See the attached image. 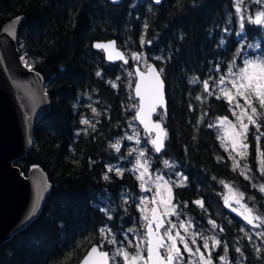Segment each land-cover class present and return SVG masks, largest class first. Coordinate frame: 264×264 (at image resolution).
Instances as JSON below:
<instances>
[{
    "label": "trees",
    "instance_id": "obj_1",
    "mask_svg": "<svg viewBox=\"0 0 264 264\" xmlns=\"http://www.w3.org/2000/svg\"><path fill=\"white\" fill-rule=\"evenodd\" d=\"M232 2L164 0L155 6L151 0H124L118 5L109 0H0V31L12 18L25 16L19 50L43 76L51 97V110L35 127L32 148L15 164L24 174L32 165L41 166L52 185L40 215L0 248V264H77L92 245L109 248L99 228L107 224L118 236L122 223L130 222L131 204L125 211L119 204L112 221L98 209L109 195L118 200L123 187L137 188L131 172L123 178L110 173V182L101 179L106 165L118 155L109 144L122 136L135 114L137 100L124 72V67L137 64L134 52H143L164 69L167 108L155 118L168 128L166 155L173 151L189 169L190 185L177 189L175 198L185 203L195 197H220L219 183L233 181L236 173L217 167L219 146L204 121L213 116L214 105L225 115L229 105L223 97L208 104L199 83L191 81L196 77L201 83L205 68L211 71L222 36L225 62L239 59L236 49L242 37L235 35V23L228 24L234 14ZM248 5L252 10L256 6ZM225 27L232 33H222ZM142 36L152 44L141 47ZM246 38L247 43L260 40L264 47V29L248 25ZM108 39L117 40L126 51L128 64H109L103 52L93 48L96 40ZM157 56L164 59L156 60ZM82 118L95 124V130L81 124ZM256 177L259 183L264 181L259 173ZM238 179L249 195L247 180ZM250 193L258 199L256 210H264V194L255 188Z\"/></svg>",
    "mask_w": 264,
    "mask_h": 264
},
{
    "label": "snow or ice",
    "instance_id": "obj_2",
    "mask_svg": "<svg viewBox=\"0 0 264 264\" xmlns=\"http://www.w3.org/2000/svg\"><path fill=\"white\" fill-rule=\"evenodd\" d=\"M117 2V0H113ZM155 4H160L162 0H153ZM253 4L258 7L253 11L247 5ZM135 7V5H132ZM232 8H234V14L230 16L228 24L235 23L238 27V31L235 35L243 37L247 31V26H258L264 29V0H233ZM149 10H151L149 8ZM21 18H17L16 23ZM148 29V25L144 24V30ZM223 32L231 34L232 29L225 27ZM245 43L239 44L236 49V56L240 58L242 65L238 66L236 60L233 59L228 65L227 75L219 77L218 81H213V84H218L219 94L216 95V99L222 97L227 101L229 105V111L235 117V121L229 119L228 116L217 117L216 123L209 124L208 127H218L222 129L223 135L220 137L222 144L228 152V159L232 160V170L235 172L241 167L240 175L250 182L252 187L257 189L260 193H264V183H259L258 178L252 174V169L248 164L241 165V161L246 160L249 155V133L254 129L252 133L254 141L256 143L255 151L259 158V172L260 177H264V148L261 147L260 141L264 137V54L249 55L248 50L261 49V44L247 43L246 37H244ZM220 43L224 44L225 40L222 36ZM145 44L151 45L152 41H145L143 36L141 38V47ZM96 49H102L108 52V60H121L125 64L128 60L125 59V55L116 50V42L109 41L107 43L97 42L93 45ZM26 53L20 57L25 68L29 71H34L33 65L28 63L26 59ZM132 59L139 62L144 60L143 52L132 53ZM156 60H162L163 57H155ZM235 69V70H234ZM217 71H221L217 66ZM163 68L157 70L154 65H147L146 71L136 69V76L138 77L134 87L135 98H138V104H134L135 116L133 119L138 121L139 125L143 126V130L146 134L145 143L151 145V151L156 154L164 152L166 148L165 141L168 139V130L163 125L162 120H153L152 117L157 113L158 109H163L166 112V106L164 103V81L162 79ZM131 76L132 73H129ZM96 76L100 77L101 72L97 71ZM119 79V77H117ZM191 83H200L199 79L193 77ZM116 87L115 83L112 84ZM131 87V85H129ZM204 92L208 95H212L209 88V80L203 81ZM197 100L201 97L197 96ZM241 100L243 103H241ZM93 113H97L95 108H92ZM98 114V113H97ZM207 115V113H205ZM202 120H198V123ZM81 124L90 125L95 130V124L89 119L82 118ZM251 126V128H250ZM129 127H132L130 124ZM80 135V132H77ZM127 139L139 145L141 139L136 129H133L131 135H125L120 140H116L114 143H110L109 147L114 149L117 153L121 152V140ZM148 148H134L129 153L130 155L135 153L136 159L132 169L134 173H138L136 179L140 181V189L144 192H152L153 187L155 191L151 199L147 196L140 197L138 210L141 213V220L143 221V233H136L134 238L129 239L125 234L123 239L117 240L116 234L112 232L111 227L105 224L98 229L99 235L103 241L115 246V250L109 254V252L102 251L104 244L101 243L99 247L93 245L84 258L82 264H231L229 260V245L227 242L217 238V236H205L202 232L192 231V222L179 220L181 216L178 211V204H173L172 186L183 187L187 177L181 172H176L175 175L179 178V182L172 180H165L163 176L157 175L153 177L150 173V161L147 157ZM90 163H94L90 161ZM168 164V161L164 162ZM169 167H174L169 165ZM125 169L118 165H106V171L102 174L101 179L103 181L110 182L112 177L110 173H115L116 176L123 178ZM147 177V179H146ZM231 189V186L226 185ZM245 193L242 191H236L235 204L240 208L245 209L247 214L238 212L237 207H234L232 202L227 198L225 199V205L232 212H236L238 215H242L247 225L251 226L248 231L242 227L240 230L245 232L249 241H252L253 236L251 229L264 228V210H255L253 207H248L242 203ZM249 200H255L254 197H248ZM127 203V200L124 201ZM152 207L149 209L148 204ZM191 203L204 208L203 200H195ZM184 207L188 206V202H185ZM106 216L108 221L113 220L111 209L108 206L98 209ZM254 210L256 214L253 215ZM170 216H175L178 219V223H173ZM208 223L212 229H219V232H223L224 229L215 223L214 220H209ZM167 225V226H166ZM183 231V235L181 234ZM129 232H136L135 229H129ZM174 233V234H173ZM258 236L264 241V231L257 232ZM197 238L202 241V244H197ZM211 241V243H210ZM126 242V243H125ZM183 246V252L178 246ZM195 246V247H193ZM135 248L134 253H130L128 248ZM203 248V251L201 250ZM217 249H222L223 255H219ZM264 248L262 246H255L256 253H261ZM239 254L235 258V264H243L241 257H244V252L240 247L234 249ZM146 253V255H145ZM185 254L188 259L185 260Z\"/></svg>",
    "mask_w": 264,
    "mask_h": 264
},
{
    "label": "water",
    "instance_id": "obj_3",
    "mask_svg": "<svg viewBox=\"0 0 264 264\" xmlns=\"http://www.w3.org/2000/svg\"><path fill=\"white\" fill-rule=\"evenodd\" d=\"M123 1L117 0L114 3L113 0H109L115 5ZM151 1L155 6H160L164 0L160 4ZM17 18H21L18 23ZM24 21V15L16 16L7 21L0 31V248L40 215L52 188L41 166L32 165L27 174H24L15 164L16 160L25 156L32 148L35 127L51 110V97L46 90L43 76L35 69L29 71L20 60L22 55L18 46V36ZM109 41L116 42V50L124 54L129 63V56L118 46L117 40H96L93 45ZM93 48L103 52L107 63L126 65L121 60H108L107 51ZM148 65L160 69L154 62H149ZM137 68L146 71L147 66L143 68L139 64L133 65L135 83L138 78L135 74ZM162 79L164 103L167 108L166 82L163 74ZM133 95L135 98L134 88ZM135 99L139 102L138 98ZM158 112L159 109L153 115V120H158L155 118ZM140 127L143 130V126ZM94 245L99 247L100 244ZM91 247L77 264H82ZM101 250L111 255L108 249Z\"/></svg>",
    "mask_w": 264,
    "mask_h": 264
},
{
    "label": "flooded vegetation",
    "instance_id": "obj_4",
    "mask_svg": "<svg viewBox=\"0 0 264 264\" xmlns=\"http://www.w3.org/2000/svg\"><path fill=\"white\" fill-rule=\"evenodd\" d=\"M223 33V30L221 31ZM247 31L244 34V37H246ZM215 35V33H214ZM244 37H242V39L240 40V44L244 39ZM247 40V38H246ZM250 43H260L261 44V49H257L256 52H258V54H264V47L262 45V42L260 40H253L250 41ZM220 44V43H219ZM221 47L217 48V52H218V57L215 61L212 62V68L211 71L206 70L205 68V72H204V76L203 78H201V83H199L197 86H201V89H203V81L205 80H209V88L210 91L212 92V95H208V93L204 92L206 95L203 97V100H206V102L208 101V104L211 102H215L217 103L219 101V99H216V95L219 94V89L217 88L218 84H213V81H218L221 72L224 73V71L228 68V65L232 62H225L224 58H223V49H224V45L220 44ZM253 53V52H252ZM237 65L241 64V60L240 58L236 60ZM217 66H219V68L221 69V71H217ZM198 76V74H197ZM199 79V78H198ZM211 100V101H210ZM214 112H213V116L208 117L207 119H205L204 123L206 124L205 126L214 131L216 140L215 142L218 143L219 146V152L215 155V163L217 164V167L221 168L222 171L227 170L229 172H233L232 170V160L228 159V152L225 151V148L221 146L222 141L220 139L219 136V132H218V128L217 127H208L209 124H214L216 123V118L217 117H223V116H228L229 119H234L232 113L229 111V114L225 115L223 114V112L221 111V107L219 105H214ZM160 112V113H159ZM159 114H163L166 113L163 109H159ZM163 125L165 126V123L162 121ZM166 127V126H165ZM251 128V126H250ZM168 130V128H167ZM255 130L252 129V131L249 133V138H248V143L250 145L249 147V155L247 157L246 160L241 161V165L243 166V164L247 163L249 168L252 169V174H254L256 176L257 173H259L257 171V169L259 168V158L257 156V153L255 151L256 148V143L254 141L253 138V132ZM262 131H264V127H262ZM169 141V132H168V139L165 141L166 143V148L164 150V152L160 153V154H155V166H158L160 164H162L161 159L162 158H171L173 160L174 164V169L177 172H181L183 173L184 176H186L188 179L187 181H185V186L183 187H176L174 185L173 187V192H174V201L179 205V211L181 212L182 216L184 217L185 221H191L192 222V231L195 232H202L205 236H217V238L221 239L224 242H227V244L229 245V260L231 261V264H235V258L239 256L238 253H236L234 251V249L236 247H240L243 252H244V257H241V259L243 260V264H264V257L261 255V253H256L255 251V246L259 245L262 246V248H264V241H262L261 239L256 240V235H255V230L251 229V234L253 236L252 241H249L247 236L245 235V232H242L240 229L243 227L245 229V231H248L251 226L247 225L246 221L243 219L242 215H238L236 212H232L230 211V209L225 205V199L226 197H223L221 195V191H220V197H214V198H208L206 196H202V197H195L193 201L195 200H203L204 201V208H201L189 201L188 202V206L184 207V203L179 201L178 199L175 198V192L177 189L179 188H186L188 187V185H190V181H189V176L187 175L189 169L188 166L185 163L180 162L176 157H174L175 155L173 154V151H170V156L166 155L167 152V144ZM260 145L262 148H264V137L261 138L260 141ZM229 169V170H228ZM243 170V168L241 167V169L235 171L236 175H234L235 179L233 181H227V182H232L234 185H236L238 188H241V184L238 178H240L242 175H240V171ZM244 178V176H242ZM244 180L246 181V179L244 178ZM248 185H249V195L244 197V200L242 201V203L246 204L248 207H253V205H255V210H256V204H257V197L253 196L250 193V190L253 189L252 188V182L248 181ZM219 188L221 189L220 185H218ZM244 190V189H243ZM254 197L255 200H249L248 197ZM209 199V200H208ZM229 201L232 202L234 207H237L238 212L243 213V214H247L245 209L240 208L239 205L235 204V197L234 198H227ZM262 201H264V196L263 198H261ZM264 203V202H263ZM211 205V206H210ZM216 205H219L217 207H215ZM254 210L253 215L256 214V211ZM209 220H214L215 223L217 225H219L221 228L224 229L223 232H219V229H215L213 230L211 225L208 223ZM167 226V225H166ZM181 234L183 235V231L181 230ZM211 243V241H210ZM197 244H202V241L197 238ZM195 247V246H193ZM203 251V248L201 249ZM217 252L219 253V255H223V251L222 249H217ZM146 255V254H145ZM187 254H185V260H187ZM259 260V262H258Z\"/></svg>",
    "mask_w": 264,
    "mask_h": 264
},
{
    "label": "rangeland",
    "instance_id": "obj_5",
    "mask_svg": "<svg viewBox=\"0 0 264 264\" xmlns=\"http://www.w3.org/2000/svg\"><path fill=\"white\" fill-rule=\"evenodd\" d=\"M248 7L250 9H252L250 5H248ZM256 7L257 6H255V8ZM255 8H253V11L255 10ZM243 43H245V40H243L241 42V44H243ZM248 43H250V42H248ZM252 44H254V43H252ZM248 53H249V55L258 54V52H256V50L254 51L252 49H249ZM144 57H145V59L147 61V64H145L144 60H141V61L137 62V64H139L143 68H145L150 62L149 58H147L146 56H144ZM241 65H242V62L238 66H241ZM227 69L224 71V73L221 72L220 76L227 75ZM124 72H125V74L127 75L128 79H129V84L131 85L132 92H133V88H134V84H135V75H134L133 68L130 69V68H127V67L125 68L124 67ZM129 73H132V75L130 76ZM219 87L220 86L217 85L218 89H219ZM241 103H243L242 100H241ZM136 104H138V102ZM134 116H135V114L133 115V117ZM133 117H131L128 120L127 126L125 127V130H124L122 136L118 137L116 140H120L122 137H125L126 134L127 135H131L132 132H133V129L135 128L136 131L139 133V137L141 139V143L139 145H137L134 142V140H132V141H129L127 139L121 140V152L118 153L117 159L114 160V161H111L110 163H108V165H118V166H120V167L125 169L124 173L131 172L136 178L138 173H134L132 171H129L130 169H132V167L134 165V162H135V159H136V154L133 153V154L130 155L129 153L134 148H145L146 147V148L149 149V151L147 152V157H148V159L150 161V173H151V175L153 177H155L157 175H160V176H163L165 178V180H172V181L179 182V178L175 175V173L177 171H175L174 167H169V165H173L174 166V164H175L171 158H162L161 159L162 164H160L158 166H155V163H156L155 154L156 153H154V151H151V145L150 144H146L145 143L146 134L142 130L140 125L137 123V121H135L133 119ZM231 120L235 121V117H234V119H231ZM130 124L132 125V127H129ZM217 130L219 132V136L221 137L223 135L222 129L218 128ZM165 161H168V164H165L164 163ZM146 179H147V177H146ZM262 183H264V181ZM219 184H220V187H221V190H222L221 191V195L223 197L234 198L236 191H242V192L245 193V196H248L245 190H243L241 188H238L232 182L221 181ZM139 185H140V181L137 180V185H136L137 188H136V190H132V189L127 188V187H123L122 190H120V193L119 192L117 193V198H119L118 200L113 199L112 196H110V195L105 198L106 199L105 201L103 200L104 201L103 206L104 207L108 206L111 209L112 215H114L116 213V211L119 210V208H120L119 204H121V208H122L123 211L127 210L128 204L129 205L130 204L133 205L134 214L130 218V222L128 224H124V223H122L120 221V223H122V227L120 229V233H119L118 236H117V233H115L114 230L112 229V232L116 234L117 240L123 239L125 234H127L128 238L131 239V238H134V236L136 235L137 232L142 234L143 231H144L143 221L141 220V213L138 210L137 205L139 204L140 197H142V196H147L149 199H151V197L153 196V193L155 191V188L153 187V191L152 192H144V191H141ZM226 185L231 186V189L229 187H226ZM173 187H174V185L172 186V196H173L172 203L173 204H177L174 201ZM125 200H127V203H124ZM148 207L150 209L152 207V205L149 203ZM178 211H179V207H178ZM121 217H122V215H121ZM169 219H171L173 221V223H178L179 222L177 217H175V216H170ZM179 220H184L185 221V219L182 216V214L179 217ZM129 229H135L136 232H129L128 231ZM253 230H255L254 232H255V235H256L257 232L264 231V228H254ZM255 237H256V240L260 239L258 236H255ZM104 242L109 246L108 250L110 251V253H112L115 250V247H119L118 244L113 246V245L107 243L106 241H104ZM178 246L181 248V251L183 252V246L179 245V244H178ZM128 251L130 253H134L136 250L133 247V248H128Z\"/></svg>",
    "mask_w": 264,
    "mask_h": 264
}]
</instances>
